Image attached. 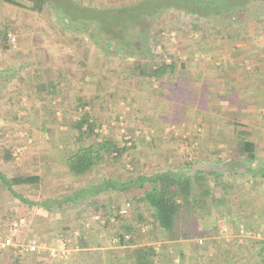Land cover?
<instances>
[{
	"label": "trees",
	"instance_id": "trees-1",
	"mask_svg": "<svg viewBox=\"0 0 264 264\" xmlns=\"http://www.w3.org/2000/svg\"><path fill=\"white\" fill-rule=\"evenodd\" d=\"M32 2V8L39 12L45 11L50 6L53 8L52 5H48L47 0H32ZM78 3L82 6L83 1L80 0ZM95 4H100L104 8L112 7L114 16L112 15L111 18L126 13L128 17H131V20L133 19L134 25L123 23L125 25L123 27L120 23L116 29L114 24L112 25L113 35H111L113 38L111 39L110 36L108 45L111 47L114 43L116 46V49L112 51L113 56L122 54L131 58L129 65L123 67L126 69L124 71L125 82H133L137 85L135 90L140 91L141 94L148 87L142 85L143 83L147 82L152 85L158 81L159 87L168 88L177 93V108H180V105L189 107L196 105L201 94L205 95L206 90H209L210 87L208 82L203 83L201 87L191 84L194 81L189 74L190 67L194 60L193 54L198 50L195 47L200 45L204 46L203 51L214 60L220 59L223 54L227 53L223 50L227 49L228 52L233 50L234 54L241 55L244 66L250 65L254 61V59H249L250 53L255 54L256 62L250 68H255L254 70L259 72V76L264 78V46L254 42L258 36L264 37V0H122L121 2L116 0L115 4L110 3L109 6H104L103 0H98ZM167 13H180L183 15L182 18L188 20L181 27L182 34L187 36V42L192 44L196 50L192 49L187 57H179L177 52L169 51L165 44L162 35L165 28L161 25L162 20L159 21V19ZM204 26L207 29L206 34H200L197 37L194 33H191L190 36L187 33L188 29L199 32ZM89 27L90 25H88ZM76 29L83 31L79 28ZM132 29L134 30L132 31ZM84 30L87 31V29ZM129 31L135 32V34L129 35ZM249 32L255 36L254 40H251L253 48L248 49L237 45L247 38ZM89 35L96 46L107 48L104 43L100 42L97 35L96 37L91 33ZM156 49L160 50V53H155ZM181 52L184 51L179 52L183 54ZM224 63L216 64L217 68H223ZM228 67L231 68V65ZM36 69L33 70L35 72L33 77L37 80L35 87L40 92L46 91L53 97L57 96L60 89L56 81L46 80L49 73L41 71V68ZM16 70L18 72L16 71L15 74L19 76L21 70ZM14 72H1L0 78L5 74L12 75ZM199 73L196 76L201 82V80L203 81V71H199ZM99 86L102 87H98L100 91L97 95L102 98L107 93L112 96L120 94L119 90L131 92L126 87L118 89L116 92L114 89L117 85H113V89L111 87L110 90L107 89V84ZM226 87V97L237 90L236 84L227 83ZM155 88L153 89L158 90ZM2 90L3 86L0 85V93ZM148 95L152 97L149 93ZM114 97L122 98L133 109L138 103L134 97L129 99L126 93ZM9 102L12 107L15 106L14 102ZM89 105H93L91 98L76 97L74 113L68 121L67 131L62 139L65 148L61 161L67 168L66 180L70 181L69 183L63 182L51 187L49 191L47 190L49 194L43 200L36 201L27 192L32 193L42 189L43 179L34 173L8 176L3 170V162L13 160L10 148L5 149L3 162L0 161V183L4 184L9 193L21 204L37 205L39 209L48 212V215L60 214L59 220L64 216V223L67 220L66 216L68 217L72 211L71 209L77 204L80 205L79 207H82L83 210L81 208L76 213V218L80 223L76 221L75 227L84 225L83 222L87 217V214L84 215L85 212L92 213V209L94 212H103L105 226L102 228L103 231L100 229L101 225L96 229L98 230V240H101V235L109 227H116V223L123 216L120 213L121 207L113 205L112 196L114 193H122L131 189L143 190L141 195L133 196L125 202L131 204L129 214L131 211L136 212V214L133 213L135 218L131 222L123 221L122 227L120 226L122 229L116 228L115 235L119 240L116 246L104 247L105 245L98 241L94 243L88 239L86 231L79 229L75 240L69 243L71 252L68 256H51L49 250L39 249L34 253L35 263L31 264H156V261L161 264H178L172 261V256L166 250L170 244L176 247L181 242H191L198 246L199 250L205 251L209 244V239L204 241L205 238L212 236L216 238L218 226L215 224L210 230L202 227L201 219L205 218L203 210H211L216 207L215 213L213 211L211 215L214 219L231 216V210L226 209V205H221L220 199L213 195L214 186L209 184V180L212 179L214 184L219 186L218 178L222 173L209 169L191 172L188 171L190 169L184 170L183 167L177 169L174 166H166L148 175L136 170L139 162L134 159H130L134 167L125 169L127 161L124 158H128L127 155L132 150L139 149L134 133L126 125V133L120 136L115 130L116 124L112 123L114 120L121 121L120 113L109 116L106 120V115L100 118L90 107L87 109L86 107ZM135 110L139 113L141 109ZM137 111L135 114H138ZM14 117L19 118L17 111L14 113ZM231 124L235 127L233 157H231L230 163L227 162L226 167L231 166L235 175L251 178L248 181L250 188L260 190V187L264 186V162H260L261 158L258 156V143L252 139V131L248 125L239 120L233 121ZM46 130L48 133L51 132L49 128ZM126 134H131L129 139L125 138ZM254 162H256L255 166ZM110 164L115 168L108 172ZM123 169L126 170L129 177L125 175ZM224 175L226 174L224 173ZM77 182H80L81 186L76 187ZM106 193L110 196L108 203H105L101 198V194ZM234 224L238 226V222ZM144 226L146 229L142 233L141 230ZM69 229V226H65L57 234L60 233L66 239L69 236L66 234ZM126 233L131 234L127 240ZM260 235L259 239H250L245 236L241 241L240 237H235L234 242L229 245L219 242L216 238L218 246L223 245L226 250L221 251L220 254L216 251L217 254L213 257L215 263L231 254L233 257H238V261L244 264H251L247 259L252 256L259 260V262L255 261V264H264V235ZM143 237H146L148 242L139 243L138 240ZM157 240L167 243L165 249L161 251L156 249L155 241ZM242 246L245 248V255L249 256L246 257V261L240 252ZM199 250L192 249L197 255L200 254ZM7 252L9 256L6 264H28L32 260L31 254L33 253H17L13 246H9ZM226 263L232 264L231 261Z\"/></svg>",
	"mask_w": 264,
	"mask_h": 264
},
{
	"label": "crops",
	"instance_id": "crops-1",
	"mask_svg": "<svg viewBox=\"0 0 264 264\" xmlns=\"http://www.w3.org/2000/svg\"><path fill=\"white\" fill-rule=\"evenodd\" d=\"M71 1L72 0H47V3L54 7H65L68 5L73 6L74 3H71ZM97 1L94 0L93 3L95 4ZM110 2L111 0H103L104 4H110ZM28 5L32 6V0H0V11H3L5 8V10L8 11V19L6 23H4L6 25L3 26L4 24L1 25L2 22L0 23V73L15 71L12 75L5 74L0 78V85L4 88L7 87L9 89L10 85L14 87L16 84L17 76L15 73L16 69L19 68L17 59L22 57L23 59L25 58V60L27 59L25 63L27 64L26 66H29L26 73L29 72L27 75L30 77L33 71L32 63L35 57L34 55L37 54V51L40 52L41 50H45L44 48L40 49L39 46H37L38 43L36 44V39L39 36L38 34L45 33L46 31L45 29L42 30L41 26H37L38 22L41 23L45 20L43 11H41L43 13L42 17L37 15V13H29L26 11V13L34 15V17H31V21H29V16L19 20L20 23H24L27 27H25L24 31L19 33L21 44L18 49H13L7 42L9 30L18 26L16 20L17 13L20 14L22 11V9L18 8H23V6ZM56 17L59 18L57 15ZM45 24L46 22L43 28H46ZM73 30L74 29L71 28L70 31L72 32ZM74 31L78 30L75 29ZM42 38H44V36ZM254 38V34L249 32L247 38L237 45H241L244 48L247 47L248 49L251 47L253 48L251 40H254ZM254 42L264 46V37L258 36ZM195 48H193L196 50L193 54L195 61L193 60L189 73L190 76H192V81H194L191 84L201 87L203 83H210L209 90H206L207 92L206 94L204 93L205 95L201 94L196 105H193V107L180 105V108H177V93L168 88L164 89L163 87H159V82L157 81L155 82V86L158 90L152 88L154 91L152 104L145 107L141 106L140 112H136L138 114H124L123 119L125 118L126 125H128L130 131L134 133L136 141H138V143L146 142L152 145L149 147V150L153 151L151 154L152 159H149L148 162L146 161V163L142 165V167L145 165L144 168L139 167L137 170L150 175L155 173L159 168L174 166L177 169L181 167H183L184 170L190 169L188 171L191 172L193 170L209 169L222 173L219 178L217 177L220 181L219 186L218 184H214L212 179L209 180V184L212 187L214 186L213 195L220 199L219 202L221 205H226V209L229 211L231 210V216H226L224 218L221 216L214 219L211 217V214L216 207L211 210H203L205 218L201 219L203 224L202 227L210 230L213 225L215 226V224H217L218 234L216 238H218L219 242L226 245L233 243L235 237H240V241L245 236L250 239H259L261 236L260 234L264 235V186L260 187V190L251 189L248 184L251 178L249 179L248 176L240 177V175H235L231 166L227 168L226 164L227 162L230 163L231 157H233L235 127L231 123L236 120L248 125L250 131H252V139L258 143V156L261 158L260 162H264V78L262 79V77L259 76V72L254 70L255 68H250L253 67V63L256 62V56L253 53H250L249 59H254V61H252L250 65L244 66L241 55L234 54L233 50L231 52H228L227 49L223 50V52H227L228 54L225 53L220 59L214 60L203 51V45ZM191 50L192 49H190V51ZM42 57L43 56H40L39 59L47 61ZM59 57H61L60 59H62V62L57 63L58 66L56 67V70H59V74L61 73V77L56 80V84L60 89V92L57 94L58 98L63 102L66 100L68 101L70 96L74 99L77 96L94 99L95 97L93 95H97L99 92V90L95 91V74L93 75V73L87 70V73L84 74L81 72V75L76 71V68L73 67L72 62H70L71 60H65V56L62 57L58 55V58ZM221 62L222 64L225 62L224 67L218 69L217 65ZM37 65L41 68V71L46 72L53 70L54 66L44 64L42 61ZM105 65L106 63L103 61L102 68ZM228 65H231V68H229ZM199 71H203V81L201 80V82L198 81L196 76L200 74ZM107 74H110L109 70ZM105 83L106 82L103 81L102 85ZM227 83L236 84L237 86V90L233 91L229 97L225 96ZM30 87L31 86L27 89H23L24 94H22V96L24 97L23 99H28L29 102L33 100L35 102L37 99L33 98L37 97V93L33 96ZM85 87L88 88L84 90ZM108 89H111L109 85ZM7 92V94L11 96L17 93L20 95V91L15 89V87ZM86 92L88 95H86ZM145 97L146 95L144 94L142 98L145 99ZM19 100H21V98H19ZM162 104H167V108H162ZM152 106L155 108L151 109ZM31 109V105H29L26 111H31ZM12 110L13 107L10 105L9 109H2L0 114L3 118H6L11 114ZM102 116L101 114L99 117L101 118ZM60 128H63L60 130L63 138L67 131V127L60 126ZM130 135L131 134H129V136ZM61 144L65 145L64 143ZM32 147L33 146L29 147L27 151L30 152V156L32 151L33 153L35 152V157L32 161L26 159L21 162L20 174L34 173L41 176L43 179L42 189L33 191L31 195L36 201H41L49 194L48 191L51 187L65 182L67 178V168L61 161L62 151L60 152L58 149L49 151L46 145L45 148L40 146ZM36 151L38 154H36ZM34 162H36L35 164L37 165H35ZM33 164L35 166L43 165L44 168L47 165L50 171L47 172L45 169H42V171H30V168L24 169L25 166H32ZM10 165L11 163L3 165V170L11 177L16 174L11 173L9 168ZM148 165L151 170H144ZM253 165L255 166L256 162H254ZM61 167L63 168L62 171ZM111 169L112 167L109 166L107 171L109 172ZM224 173L226 175H224ZM142 193L143 190L141 189H131L122 193H114L113 196H116L114 202L117 201L116 198L118 199L119 195H121L119 200L122 198L124 200L116 203L117 207L120 208L124 205L121 203L126 199L141 195ZM12 200H15V197L9 193L4 184L0 183V236H9L12 234L14 235V241L27 242L28 238L33 237L30 230L31 227H26V224L19 225L16 230L18 232L16 233L12 229L13 223L7 220L8 214L11 213L10 203ZM108 201V199L105 200V203H108ZM31 207L33 209L32 211L35 212V210H37L34 218L36 215L48 213L39 209L37 205H31ZM34 218L31 220L33 225L36 223ZM212 219H214V221ZM235 222H238V226H235ZM33 227L35 229L38 226L34 225ZM39 227H43V224L41 223ZM41 232L44 233V230H41ZM60 236L56 235L55 232L53 234H44V236H42L41 233L40 240L44 241L47 245L51 241H56L57 245L61 247ZM216 238L214 236L205 238L204 241L209 239V244L205 251L198 249L200 251L199 255L192 251L191 248H193L192 245L194 243L191 242H181L176 247L170 244L166 250L169 251L172 256V261L175 263H179L178 259L183 258L182 260L184 261V258H186V261H193L194 264L198 262L202 264H227L226 262L230 261L232 264H244L238 261V257H233L231 254L226 255L224 259L217 260L215 263L213 257H215L217 252L220 254L221 251L226 250V247L223 245L218 246V240H216ZM166 244L167 243L160 240L155 241L156 249L159 251L165 249ZM220 247H222V249H220ZM244 250L245 248L242 246V251L240 252L243 254L244 260L246 261V257L249 256L245 255ZM4 251H7V248L1 249L0 254ZM250 255L252 254L250 253ZM247 261L251 262V264H255V261L259 262V260L254 259V256L247 259Z\"/></svg>",
	"mask_w": 264,
	"mask_h": 264
},
{
	"label": "rangeland",
	"instance_id": "rangeland-1",
	"mask_svg": "<svg viewBox=\"0 0 264 264\" xmlns=\"http://www.w3.org/2000/svg\"><path fill=\"white\" fill-rule=\"evenodd\" d=\"M83 4L82 6L79 5L78 2H80V0H72L71 3H74V5L76 6H72V5H68V6H59V7H54L55 9L51 8V6L46 9L45 11L39 12L37 9H33V2H32V6H23V8H18V9H22L21 13L18 14L17 13V25L16 28H11L9 30V35L7 37V42L9 44L10 47H12L13 49H18L19 45L21 44V41L19 40V33H21V31H24L25 27H27L24 23H20L19 20L23 17H28L31 21V17H34V15L29 14V13H37V15H40L41 17H44V21H42L41 23H37V26H41L42 30H46L45 33H41L38 34V38L36 39V44L37 46H39L40 49H45V50H41L40 52L37 51V54L34 55L35 57L33 58V68L32 70L39 68V66L37 64L40 63V61L44 62V64H50V65H54L53 66V70L46 72L45 73H49L47 74V79H51L53 81H56L58 78L61 77V73L59 74V70H56V67L58 66L57 63L62 62V59H60L61 57L58 58L59 56H65V60H71L70 62H72L73 67L76 68V71L79 72V74H81V72H83L84 74L87 73V70H89L91 73H93V75L95 76V91H98L99 88L98 87H102L99 85H102L103 81L106 82L110 88L114 85H117V87L114 89L117 90L121 89L123 87H126V89H128L131 92H125L124 90H119L118 92L120 94H116L114 96H118V95H123L124 93H126V96L129 97V99L131 97H134L138 100V103L135 107V109H141V106L145 107L147 105L152 104V97H150L148 95V93L151 96H154V91L152 88H155V82L152 83V85L146 83H143L142 85H146L148 86L145 90H143L142 94L139 92H137L135 89H137V85H135L133 82H125V74L124 71L126 69H124L123 67H127L129 65V61L131 58L129 57H125L122 54H117L115 56H113L114 54L112 53L113 50H115L116 46L113 43V46L109 47L108 45V41L110 40V36L111 39L113 38V34H112V30L113 27L112 25L114 24L115 29L117 27L118 24L121 23V25L124 27L125 25L123 23H127L129 25H134V23H132L133 19L131 20V17H128V15L126 13L121 14V16L119 15V17H112V15L114 16L113 13V8L112 7H103L100 4L96 5L93 3L92 0H82ZM122 0H118V2H121ZM124 1V0H123ZM110 3L115 4L116 0H111ZM104 6H109V4H104ZM6 9V8H5ZM3 9V11H0V23L1 25L6 23L7 18V14L8 11ZM29 12V13H26ZM56 15L59 17L57 18ZM123 17V18H122ZM183 15H181L180 13H167L165 15H163L162 17H160L162 20L161 21V25L165 28L162 35H163V39L165 41L166 46L168 47V50L171 52H177L179 57H183L187 56L188 53H190V49H193L194 46L192 44H189L187 42V36L185 37L182 34V30L181 27L183 25V23L185 21H188L186 18H182ZM123 20V21H122ZM28 21V22H29ZM126 21V22H125ZM46 28L44 27V23ZM19 23V24H18ZM131 23V24H130ZM21 24V26H20ZM6 24H4L3 26H5ZM16 25V24H15ZM88 25H90V27L88 28ZM119 26V25H118ZM158 27V26H157ZM156 27V28H157ZM160 27V25H159ZM71 28H73L74 30L76 28L82 29L78 30V31H70ZM84 29H87V31H85ZM135 29V28H134ZM132 29V31L134 30ZM158 29V28H157ZM77 30V29H76ZM94 30V32H93ZM96 31H98V33H96ZM206 27L204 26L202 28L201 31L197 32H193L191 31V29H188L189 36L191 35V33H194L195 36L200 35V34H206ZM94 34L93 36L96 37V35L98 36V39H100L101 43H104V46L107 47L106 49H103L100 46H96V44L93 42V39L90 37L89 34ZM129 35L135 34V32H128ZM112 34V35H111ZM44 36V38L41 37ZM187 35V34H186ZM15 37L16 40L12 41V38ZM198 37V36H197ZM196 37V39H197ZM206 37V36H205ZM192 42V41H191ZM125 43V42H124ZM108 45V46H107ZM180 51H184L181 52L183 54H180ZM155 53H160V50L156 49ZM40 56H43L42 58L47 60V61H43L40 60ZM49 59V60H48ZM27 60V59H26ZM25 58H19L17 59V64L18 67L17 69L21 70V73L19 74V76L17 75L16 77V84H15V89L20 91V95L14 94V96L8 95L7 91L11 90V88H14L13 86L10 85L9 89L6 87H3V90L1 91L0 94V111H2V109H9L10 106V102L12 101L14 102V105L17 108L13 107V110L11 112V114H9L6 118H3L2 115L0 114V161L3 162V157L5 155V149L6 148H10L12 151V156H13V160L9 161H4L3 165H7L9 163H11L10 165V170L11 173H14L16 175H20L21 173V162L23 160L26 159H30L31 161L34 159V154L32 151L31 156L29 155V151H27V149L31 146H40L42 148H45V145L48 147V150H52V149H58V151H63L62 149L65 148V145L61 144L62 142V135L60 133V130L63 128H60V126L62 127H67L68 126V121L71 118V115L74 113V108H75V104H76V97L75 99L72 98V96H70L69 100L63 102L61 99L58 98V96H51L50 94H47L46 91H42L40 92L37 87H35V83L37 80L34 79L33 75H34V71L31 73V76L29 77V75H27L28 73V66H26L27 64L25 63ZM103 61H105L106 65L102 68L103 66ZM25 64V65H24ZM36 67V68H34ZM22 68V69H21ZM107 70V71H105ZM108 70L110 72V74L108 73ZM18 72V70H16ZM37 71V69H36ZM122 71V72H121ZM121 73H123L122 75H120ZM82 75V74H81ZM46 76V75H45ZM105 83V85H106ZM31 84V85H30ZM107 85V86H108ZM29 86H31V90L33 92V96L35 93H37V97L33 98V99H37L35 102L34 100L32 102H29L28 99H23L24 97L22 96L23 93V89H27L29 88ZM106 87V86H105ZM88 88L85 87L84 90ZM94 89V88H91ZM101 89V88H100ZM108 89V88H107ZM113 89V87H112ZM113 90V91H114ZM100 91V90H99ZM108 91V90H107ZM77 92V91H75ZM124 92V93H123ZM29 93V92H28ZM78 94H80L79 92H77ZM87 93V92H86ZM91 93V91H90ZM4 94V95H3ZM71 94V93H70ZM146 95L145 99H143V95ZM31 95V93H30ZM88 95V93L86 94ZM22 96V97H21ZM95 98L92 99L93 101V105H89L86 108L92 109V111H94L95 113H97V115H106V120H108L109 116H115L116 114L120 113V119L121 121H117L114 120L112 123L116 124V128L115 130L119 133V135L121 136L122 134L126 133V120L124 117V114L127 113L129 115L135 113V109L131 108L129 105H127L125 103V101L122 98L119 97H114L111 95H109V93H107L106 96H104V98L97 96L96 94L93 95ZM86 97V96H85ZM19 98H21V100H19ZM26 98V97H25ZM45 98V99H43ZM74 100V101H73ZM116 101H118V103H116ZM36 103V104H35ZM47 103V104H46ZM32 105V109L31 111H26V108ZM47 105V107H46ZM154 106V105H153ZM151 107V109L155 108V107ZM162 108H167V104H162L161 105ZM17 111L19 118H15L14 117V113ZM40 111V112H39ZM40 113V114H39ZM134 115V114H133ZM264 119V117H263ZM57 124V125H56ZM128 126V125H127ZM51 129V132L48 133L46 129ZM108 128V127H105ZM2 132H6V133H2ZM129 134L125 135V138L129 139ZM135 137V136H134ZM150 140V139H149ZM138 142V141H136ZM69 144H71V142H69ZM139 144V149H134L132 150V152H130L127 157L128 158H124V160H126V168L125 169H132L134 166L131 164L130 159H134L136 161L139 162V167L144 168V166L142 167L143 164L146 163V161L148 162L149 159H152L151 154L153 153L152 150H149V147L151 146L150 144H147L146 142H140ZM32 147V148H33ZM39 151V150H37ZM36 151V154H38ZM59 154V153H58ZM62 154V153H61ZM64 154V151H63ZM57 156V155H56ZM55 161V160H54ZM13 162V163H12ZM36 162H34L35 164ZM28 165L25 166L24 169H28L30 168V171H42V169H45V171H50L49 167L46 165L45 168L44 166H35V165ZM112 169H114L115 167L110 164ZM137 168V169H138ZM60 169V168H58ZM62 167H61V171H62ZM123 169V171H125V175L129 176L128 173H126V170ZM136 169V170H137ZM146 171H150L151 168L149 167V165L147 167H145ZM28 171V170H26ZM131 175V174H130ZM63 178V177H62ZM66 178V177H65ZM66 183H69L70 181L65 179ZM77 186H81L80 182L76 183V187ZM28 195H32L31 192H27ZM121 195H119L118 199L116 198L117 201L114 202L113 205H116L117 202H120L121 200H124L123 198L121 200H119ZM32 197V196H31ZM109 194H101V198L103 199V201L105 202V200L109 199ZM116 196H113V199ZM119 200V201H118ZM128 199H126L123 203L124 204ZM11 206H10V214H8L9 216L7 217L8 222L14 223L19 221L20 219H23L24 221L22 222L21 225L26 224V227H29L31 232H32V236L31 238H28L27 242L33 239H37L40 240V235L42 233V236H44V234L47 235V233H56V235L60 236V233L57 234L58 231L62 230L63 227L65 226H69L70 229L66 232L67 235H69L66 239L72 242L73 240H75L76 236L79 234V229L80 230H84L87 232V237L88 239H90L91 241H93L94 243H97V241L99 243H101L102 245L104 244V247H113L118 245L119 240L117 238V235H115V230L116 228L122 229L121 225L123 224V221H132V219L135 218V215H133L134 211H131V214L125 215V216H121L122 218H120L118 220V222L116 223V227L115 226H111L109 227L108 230L104 231V234L101 235V240L97 239V234H98V230H96L97 228H99V225H101L102 227L100 228L102 230V228L105 226V219L102 217L103 212H94V210L92 209V213H88L85 212L84 215L87 214L86 220H84V225L83 226H79L75 227V225H77L78 219L76 218V213L77 211H79V209H81L79 206L80 205H75L76 207H74L73 209H71L72 211L70 212L69 216H66V222L64 223V216L61 217V220H59V215L55 214H40L43 216H39L36 215V217L34 218L35 213H37V210L32 211V207L28 206L26 204H21L18 200H12L11 201ZM120 204V205H121ZM119 206V204H118ZM83 210V208L81 209ZM136 214V212L134 213ZM212 215V214H211ZM61 216V215H60ZM45 217V218H44ZM34 218V221L36 223H34L35 226H38L37 228L34 229V225L31 223V220ZM214 221V219H212ZM80 223V221H78ZM21 223V222H19ZM42 223L43 227H39V225ZM121 226V227H120ZM75 227V228H74ZM82 228V229H81ZM94 228V229H93ZM33 229V230H32ZM99 229V230H100ZM144 229H146V226L143 227V229L141 230L142 233L144 232ZM41 230H44V233L41 232ZM103 231V230H102ZM18 231H16L17 233ZM102 234V233H101ZM127 235H129V238L131 237V234L126 233V240L129 239L127 238ZM48 238V237H47ZM60 241L64 240L65 237H62V235L59 237ZM97 239V240H96ZM47 241V239H46ZM69 241V242H70ZM139 243H146L148 242V240L146 239V237L140 238ZM56 241H51L48 246L49 247H53L56 248L59 252L61 250H63L62 248V244L61 247H59L57 245ZM70 242V243H71ZM197 242V241H196ZM61 243V242H60ZM59 244V243H58ZM192 249H199L198 246H195L194 244L192 245ZM161 249V248H160ZM66 253L63 255L62 252H60L61 256H68V254L71 252V248L70 245L65 247ZM159 251V250H158ZM31 263H35V254H31ZM183 255V254H182ZM181 255V256H182ZM8 252L4 251L3 253L0 254V264H6L7 263V259H8ZM52 256V255H51ZM180 256V258H181ZM184 256V255H183ZM182 259H178V264H194V262H189L186 261V258H184V261H181ZM186 261V263H185ZM156 264H161L159 262L156 261ZM197 264H202L200 262H198ZM205 264V263H204Z\"/></svg>",
	"mask_w": 264,
	"mask_h": 264
},
{
	"label": "built area",
	"instance_id": "built-area-1",
	"mask_svg": "<svg viewBox=\"0 0 264 264\" xmlns=\"http://www.w3.org/2000/svg\"><path fill=\"white\" fill-rule=\"evenodd\" d=\"M15 40H16V38L13 37L12 41H15ZM130 208H131V204L129 202H127L121 207L120 213L123 216L128 215ZM23 221H24L23 219H20L19 221L14 222L12 229L16 232L17 228L19 227V225L22 224ZM19 222H21V223H19ZM127 238H129V235H127ZM60 242H61L62 248H63V250H61L60 252H62L64 255L66 253L65 247L69 246V240L64 239V240H61ZM9 246H13L16 249V252L21 253V254H26V253L27 254L28 253L34 254L39 249L49 250L50 255H52V256H56V255L61 254L56 248L49 247L42 240L33 239V240L28 241V242H24V241H17L16 242V241H14V235H12V234H10L9 236H0V250L8 248Z\"/></svg>",
	"mask_w": 264,
	"mask_h": 264
}]
</instances>
